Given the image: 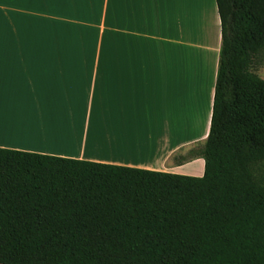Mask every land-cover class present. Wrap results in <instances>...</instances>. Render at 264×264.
<instances>
[{
  "label": "crops",
  "instance_id": "1",
  "mask_svg": "<svg viewBox=\"0 0 264 264\" xmlns=\"http://www.w3.org/2000/svg\"><path fill=\"white\" fill-rule=\"evenodd\" d=\"M220 47L215 0H0V148L202 177Z\"/></svg>",
  "mask_w": 264,
  "mask_h": 264
},
{
  "label": "trees",
  "instance_id": "2",
  "mask_svg": "<svg viewBox=\"0 0 264 264\" xmlns=\"http://www.w3.org/2000/svg\"><path fill=\"white\" fill-rule=\"evenodd\" d=\"M202 177L0 148V264H264V0H215Z\"/></svg>",
  "mask_w": 264,
  "mask_h": 264
},
{
  "label": "rangeland",
  "instance_id": "3",
  "mask_svg": "<svg viewBox=\"0 0 264 264\" xmlns=\"http://www.w3.org/2000/svg\"><path fill=\"white\" fill-rule=\"evenodd\" d=\"M252 72H254L259 78L264 79V64L256 65L255 67H253Z\"/></svg>",
  "mask_w": 264,
  "mask_h": 264
}]
</instances>
